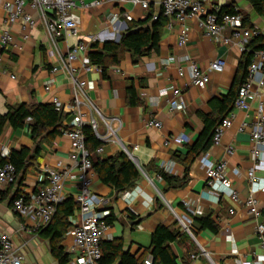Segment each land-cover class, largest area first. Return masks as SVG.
Wrapping results in <instances>:
<instances>
[{"label": "crops", "instance_id": "crops-1", "mask_svg": "<svg viewBox=\"0 0 264 264\" xmlns=\"http://www.w3.org/2000/svg\"><path fill=\"white\" fill-rule=\"evenodd\" d=\"M4 1L10 0H0V32L9 28L13 38L9 45L2 46L0 43V113H5L11 105L53 103L54 97H57L65 115L64 124L73 120L76 94L74 80L63 67L67 51L79 41L85 42L88 51L93 49L95 42L98 48L105 41L118 42L128 31L130 21L143 20L148 14V9L106 0L98 6L76 8L80 16L78 33L62 30L60 37L52 39L38 10L32 8L28 0L25 1V9L37 23L33 28L26 29L19 22H6ZM159 2L151 0L149 8L161 10ZM217 6L243 13L245 24L258 27L264 37V13L258 14L249 0H212L206 8L209 10ZM125 12L129 13L130 19L125 17ZM114 16L119 19L114 21ZM199 20L197 16L185 19L184 23L189 27L188 39L184 45H180L178 34L181 22L175 17H167L156 49L137 62L133 61L129 51L124 50L120 63L111 65L106 76L97 65L84 70L79 60L74 62L80 77L93 82L91 87L84 90L86 97L81 94L80 98L85 100L88 97L101 112L99 115L91 106L82 105L85 119L95 116L99 121V131L105 136L102 138V151L95 150L93 160L112 156L126 147L128 155L142 170V177L137 183L120 193L101 182L94 170L93 189L108 198L107 208L114 216L105 229L103 241L122 239L124 249L142 257L146 264L151 257L152 232L161 223L178 228L181 233L169 243L180 264H212L206 256L199 255V246L209 252L216 264H236L240 260L264 264V260L258 259L263 249L256 232L257 223H264V192H256L260 212L258 218L251 215L242 203L250 194V183L245 173L258 161L252 152L254 145L251 138L257 99L251 101L247 110L234 106L230 109L236 114L232 126L225 130L220 144L212 143L192 162L185 185L167 186L163 177L159 178L160 174L156 172L158 168L169 166L172 168L170 173L183 176L184 166L180 161H175L174 154L185 153L187 146L198 139L205 127L204 117L219 118L223 114V105L235 96L240 82L239 61L242 52L236 45L214 42L205 35ZM218 56L226 59V65L223 70L210 73V82L205 87L191 84L187 71L184 75L179 73V66L186 65V57L206 68ZM131 82L140 99L139 104L128 102L127 88ZM175 88L180 90V98L186 105L183 109L170 110L169 100L174 96ZM258 89L263 93L264 100V88ZM150 117L159 119L162 126L147 125ZM31 121L27 118L20 128H14L8 122L5 124L0 133V158H5V151L10 153L22 147H34L29 128ZM243 121H247L248 125L240 130ZM106 122L112 126L115 134L108 132ZM177 134L187 139H178ZM228 145L234 148L232 154L226 152ZM203 155L213 160L227 159V177L231 186L239 192L240 202L226 195L217 198L216 191L207 183L206 169L201 160ZM58 163L77 173L73 141L64 133L44 141L40 154L28 160L25 172L19 173L14 181L0 183V233L11 236L23 264H60L51 240L40 232L42 228H37L36 219L15 210L12 201L17 194L23 193L29 199L47 183L43 166ZM236 167L241 174L233 171ZM255 175L263 176L264 169H256ZM229 208H234L235 213L229 214ZM207 214H211L218 224L217 232L200 228L196 217ZM180 219L189 226L191 233ZM77 220L76 209L69 217L70 225L59 241L68 253V260L75 257L71 251L73 236L68 230ZM193 254L196 256L193 257Z\"/></svg>", "mask_w": 264, "mask_h": 264}, {"label": "built area", "instance_id": "built-area-1", "mask_svg": "<svg viewBox=\"0 0 264 264\" xmlns=\"http://www.w3.org/2000/svg\"><path fill=\"white\" fill-rule=\"evenodd\" d=\"M26 0H10L4 1V7L7 11L6 22H19L22 28H33L36 20L31 13L25 9ZM106 0H28L29 5L38 10L42 20L52 39H57L62 35V30L71 31L77 34L79 31L78 24L80 16L75 11L76 8H90L101 5ZM118 4H130L139 6L142 9H149L151 0H111ZM212 0H160V6L163 14L167 17H175L181 22L178 34V42L184 45L188 39L189 27L184 23L186 18L197 16L200 18L199 24L205 35L209 36L214 42L224 45H236L243 52L246 49L247 42L254 36L261 34L256 26H248L245 24L244 14L237 11L234 13L223 12L218 15L220 7L207 9ZM125 17L130 19L128 12L124 13ZM157 14L154 15V18ZM119 18L113 17L114 21ZM229 32L226 33L225 30ZM12 33L9 28H5L0 32V43L2 46L9 45L12 42ZM79 60L84 70H90L93 65L90 63L88 55V46L85 42L79 41L75 43L68 51L63 59L64 69L72 76L75 83V115L72 122L67 125L63 133L67 134L73 141V160L78 170L73 173L70 167L62 166L58 163L55 166L44 165L42 171L45 175L47 183L38 188V190L30 195L29 199L26 194H20L13 200L15 210L22 215L33 216L36 219L37 228L46 227L53 219L57 207L67 197H73L78 204V220L71 225L68 230L73 236L71 251L75 254L74 258L68 260L67 264H101L100 260L104 250L102 241L105 229L108 223L104 220L109 214L107 208L108 198L97 193L93 189L94 167L92 154L85 144V135L82 126L89 123L95 130L97 136L102 139L103 136L99 131V121L95 116L85 119V112L82 109L83 104L91 106L94 111L101 115L99 108L87 97L85 100L80 95H85V89L93 85L90 80L82 79L78 74L77 67L74 62ZM186 65L179 66L180 75L189 73L190 82L198 87H205L210 82V73L212 71L223 70L226 65V59L218 56L212 60L206 68H202L198 63L186 57ZM95 66V65H94ZM258 88H264V47L255 51L251 62L247 67V74L239 85L237 96L234 100V107L237 109L247 110L253 99L258 100L255 109V117L252 120L251 138L253 141V154L258 161L245 173L250 183V194L243 200V206L254 217L258 218L260 212L257 207L258 200L256 198L257 191L264 192V175L257 177L256 169H264V100L263 93ZM86 101V102H85ZM53 103L58 110L62 111L61 101L54 97ZM185 102L180 98V90L174 89V96L169 100L170 110L183 109ZM235 112L231 110L226 117L215 127L213 132L212 143L220 144L222 136L226 129L232 126L235 118ZM114 119V118H112ZM107 124L108 132L115 134V130L110 124ZM147 125L161 127L162 122L150 117L147 119ZM248 125L247 121H243L240 130ZM176 138L186 140L182 134H177ZM136 147V146H135ZM124 151L129 153L126 147ZM97 152L102 151V146L96 149ZM226 152L232 154L234 148L232 145L226 146ZM10 153L5 151L3 156L9 158ZM202 165L206 169V179L208 185L216 191L217 198L222 195L230 196L234 201L240 202L239 192L231 186L227 177V159L213 160L206 155L202 156ZM173 164L175 163L172 162ZM164 169V168H163ZM166 172H171L172 168L166 166ZM236 174H241L239 168L233 170ZM15 165L7 161L0 165V183L7 184L16 179ZM147 178H149L146 175ZM162 176L160 175L159 178ZM151 181V180H150ZM70 183V185H67ZM127 193V192H125ZM229 214H234L235 209L229 208ZM183 226L191 233L187 224L181 219ZM256 232L261 239L262 253L258 256L259 260H264V223L258 222ZM199 255L206 256L212 264H216L209 252L202 246H199ZM193 257L196 254L192 255ZM0 264H23L21 256L16 252L11 236L6 233H0ZM146 264H151V257L146 260ZM236 264H251L247 261L240 260Z\"/></svg>", "mask_w": 264, "mask_h": 264}, {"label": "trees", "instance_id": "trees-1", "mask_svg": "<svg viewBox=\"0 0 264 264\" xmlns=\"http://www.w3.org/2000/svg\"><path fill=\"white\" fill-rule=\"evenodd\" d=\"M249 1L258 14L264 13V0ZM223 12L234 13L237 11L232 8L227 10L220 8L217 14L220 15ZM155 14H157L156 18H154ZM166 23L167 17L163 14L162 9L156 11L153 8H149L145 19L129 22L128 31L122 35L120 41H105L101 48H98L96 42L93 43V49L88 51L90 63L100 67L106 76L107 69L111 65L120 63L124 50L129 51L132 54L133 61L137 62L141 57L148 55L151 50L157 48L161 29ZM263 47L264 37L262 34L252 37L247 42L246 49L242 52L239 61L238 79L240 82L236 87L235 96L227 104L223 105L225 110L219 118L204 117L205 127L203 131L193 144L187 146L185 153L174 154L176 157V160H174L176 162L180 161L184 166L183 176L180 177L166 172L163 168L156 170L166 181L167 186L181 187L188 182L190 165L202 152L211 146L215 127L231 111L239 85L247 74V67L255 51ZM127 91L128 102L130 104H139L140 99L136 95L135 86L132 82L129 84ZM64 116V113L58 110L53 103H19L9 106L5 113H0V133L7 122L14 128H20L25 125L26 119L30 118L32 121L29 128L34 140V147H22L18 150H12L8 159L0 158V165L10 161L15 165L17 175L24 173L28 160L40 154L42 143L49 141L57 134H62L64 129L67 128V125L63 122ZM82 130L85 135L86 147L91 153H94L99 146H102L104 141L97 136L89 123H85L82 126ZM93 167L100 181L112 187L117 193L129 190L142 177V170L124 150L118 151L112 156L94 159ZM76 209H78V204L75 199L71 196L67 197L58 205L52 221L46 227L40 229V232L51 240L54 254L60 264H66L69 256L59 241L70 225L69 217L74 214ZM113 219L114 216L111 212L104 218L108 224H111ZM196 220L202 229H209L213 232H217L219 229L211 214L196 217ZM179 236H181V233L178 228H171V226L161 223L158 224L152 232L151 264H180L178 257L169 245L170 242L176 240ZM102 246L104 253L100 260L101 264H144L142 257H138L136 254L124 249L123 241L120 238L102 241Z\"/></svg>", "mask_w": 264, "mask_h": 264}]
</instances>
